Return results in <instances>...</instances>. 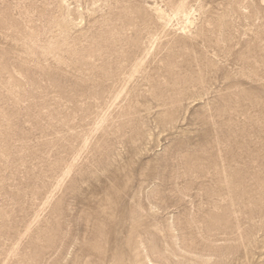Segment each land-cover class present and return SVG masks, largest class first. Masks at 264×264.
Here are the masks:
<instances>
[{"label": "rangeland", "instance_id": "obj_1", "mask_svg": "<svg viewBox=\"0 0 264 264\" xmlns=\"http://www.w3.org/2000/svg\"><path fill=\"white\" fill-rule=\"evenodd\" d=\"M263 3L0 0V264H264Z\"/></svg>", "mask_w": 264, "mask_h": 264}, {"label": "bare ground", "instance_id": "obj_2", "mask_svg": "<svg viewBox=\"0 0 264 264\" xmlns=\"http://www.w3.org/2000/svg\"><path fill=\"white\" fill-rule=\"evenodd\" d=\"M264 4V3H263ZM159 14V13H158ZM160 18H161V16H160ZM188 20V19H187ZM166 28V27H165Z\"/></svg>", "mask_w": 264, "mask_h": 264}]
</instances>
